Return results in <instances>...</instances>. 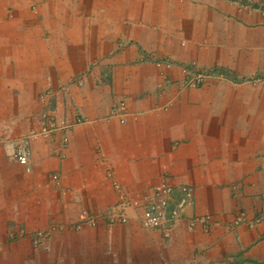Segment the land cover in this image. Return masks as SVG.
Wrapping results in <instances>:
<instances>
[{"label": "crops", "instance_id": "1", "mask_svg": "<svg viewBox=\"0 0 264 264\" xmlns=\"http://www.w3.org/2000/svg\"><path fill=\"white\" fill-rule=\"evenodd\" d=\"M185 67L224 78L187 87ZM256 75L264 0H0V264H263L264 84L248 81ZM43 112L85 123L61 151V134L31 140L21 166L15 141ZM108 171L134 201L163 184L193 188L168 239L129 211L125 225L56 233L39 251L7 241L12 227L75 224L81 209L114 206ZM203 217L208 231L188 227Z\"/></svg>", "mask_w": 264, "mask_h": 264}, {"label": "built area", "instance_id": "2", "mask_svg": "<svg viewBox=\"0 0 264 264\" xmlns=\"http://www.w3.org/2000/svg\"><path fill=\"white\" fill-rule=\"evenodd\" d=\"M169 66V64H166ZM185 74L183 83L187 87H198L214 75L219 79L224 78V73L219 70L212 69L210 71H201L193 67L184 68ZM253 84H264V76L256 75L248 80ZM75 84L82 85L81 79H77ZM53 95L52 90L48 89L39 95V101L44 105L48 104ZM85 123L80 115H75L71 122H58L57 119L47 112H43L39 118V127L32 129L29 133L28 142L35 139L52 141L57 134H61L59 150H63L69 142L67 134L77 125ZM17 161L22 166H28L31 158V150L29 145L21 146L17 150ZM108 178L112 182L113 189L117 195V202L104 212L97 213L87 209H81L80 221L72 224L70 230L77 232L83 227L95 228L99 224L106 227H114L117 225H125L131 220L129 211L135 212V218L138 224L146 232H159L163 239H168L172 228L182 219L185 218V209L191 205L193 199V188L190 186L174 187L172 185L163 184L156 187L149 194L145 195L142 201H134L129 199L122 187L115 179L112 171L107 172ZM52 183L60 187V178L58 175L51 176ZM261 216H256L253 225L259 224ZM188 227L194 228L201 225L205 231H208L212 223L210 217L188 218ZM242 222L239 219L237 223ZM235 223V224H237ZM57 231L67 230V227L60 225ZM48 233H37L34 239L35 243H40L48 237Z\"/></svg>", "mask_w": 264, "mask_h": 264}, {"label": "rangeland", "instance_id": "3", "mask_svg": "<svg viewBox=\"0 0 264 264\" xmlns=\"http://www.w3.org/2000/svg\"><path fill=\"white\" fill-rule=\"evenodd\" d=\"M32 129L29 130V132L27 133V135H25L24 137L20 138V139H17L15 141V146H14V154H13V158L15 159V161L18 163L17 161V150L21 147V146H25V145H29L30 142H28V137H29V133ZM19 164V163H18ZM20 165V164H19ZM22 166V165H21ZM26 167V166H25ZM60 225L62 226H65L67 227V230H64V231H57V230H54L56 229L57 227H59ZM72 224H67V223H64L63 221H59V222H49V224H47L45 227L43 228H40V229H37L35 231H27L24 227H17V228H10L7 232V241L8 242H18V241H21L23 239H28L30 241V244L31 246L34 248L35 251H39L43 248V246L53 237L54 234L56 233H60V234H64L65 232H70V226ZM101 225V224H99ZM98 225V226H99ZM97 226V227H98ZM84 228V227H83ZM96 228V227H95ZM81 231L78 230L77 232ZM39 232H43V233H48V237L40 242V243H35L34 239L36 238L35 236H37V233ZM1 253H3L2 250H0ZM241 257H243V255L239 254L237 256V258H240L241 260ZM247 262H244V264H246ZM249 264V263H247ZM253 264H259V263H253ZM264 264V263H263Z\"/></svg>", "mask_w": 264, "mask_h": 264}]
</instances>
